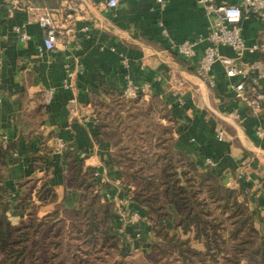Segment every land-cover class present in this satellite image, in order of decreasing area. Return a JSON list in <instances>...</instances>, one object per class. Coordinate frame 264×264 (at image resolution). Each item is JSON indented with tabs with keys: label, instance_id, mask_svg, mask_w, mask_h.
Returning a JSON list of instances; mask_svg holds the SVG:
<instances>
[{
	"label": "crops",
	"instance_id": "obj_1",
	"mask_svg": "<svg viewBox=\"0 0 264 264\" xmlns=\"http://www.w3.org/2000/svg\"><path fill=\"white\" fill-rule=\"evenodd\" d=\"M68 4L77 10L68 9ZM44 6L57 11L64 8L65 15L77 11L78 15L74 25L69 21L63 25L57 49L40 53L44 28L35 8ZM215 19L197 0H166L164 4L126 0L115 8H107L101 0H0V139L13 153L7 156L1 183L6 188L3 197L10 201L9 219L17 224L27 217L30 204L16 207L19 196L31 194L39 203L35 191L43 182L53 189L56 201L39 204V216L57 204L77 206L83 189L69 186L67 180L71 162L81 161L84 170L93 169L91 181L101 201L112 203L117 232L133 245L143 240L144 248L152 246L156 225L149 208L133 199L134 187L118 163L114 137L127 124L118 125L116 119L108 124L113 119L108 108L130 79L138 88L146 85L143 93L150 98L151 110L144 113L145 119L164 138L152 151H166L170 136L173 149L199 172H212L223 185L239 191V201L245 203L255 227L264 235V133L258 134L264 132V109L254 111L235 98L221 63L213 68L214 86L198 75ZM17 24H26L29 41L17 38ZM242 25L247 43L261 45L256 53H247L245 61L264 58V20L251 14ZM164 29L177 41L205 40L194 57L185 58L171 50ZM219 51L234 56L228 47ZM70 71L75 72L72 79ZM49 88H55V93L46 103L44 92ZM72 96L78 102L75 113L68 105ZM221 131L223 140L218 138ZM111 132L116 133L110 136ZM57 138L65 141L63 153L56 152ZM207 158L217 166L209 167ZM178 171L183 179L182 169ZM227 172L231 173L228 184L222 178ZM135 214L137 219H133ZM172 214L161 226L181 232L174 226L176 212ZM214 215L223 221L222 251L216 257L220 259L231 254L232 224L219 209Z\"/></svg>",
	"mask_w": 264,
	"mask_h": 264
},
{
	"label": "trees",
	"instance_id": "obj_2",
	"mask_svg": "<svg viewBox=\"0 0 264 264\" xmlns=\"http://www.w3.org/2000/svg\"><path fill=\"white\" fill-rule=\"evenodd\" d=\"M149 102L145 93L127 99L120 92L108 108L113 118L108 124L111 126L115 119L118 125L129 124L128 129L124 126L114 137L118 163L124 166V176L134 187L133 199L149 208L158 237L155 245H171L179 248L183 255L190 251L192 255L203 257L202 251L186 246L187 241L159 228L164 219L173 216V210L176 212L175 228L200 243L215 258L222 250L223 240V221L214 215V210L219 209L231 221L230 238L235 251L234 255L225 257L224 264H264V235L255 227L253 215L245 203L239 201V191L223 185L212 172H199L193 162L173 149L170 136L166 151H152L164 138L160 139L154 133L155 124L145 119L144 113L151 110ZM142 141L149 146L145 147ZM9 154H13L10 145L0 139V264H55L60 251L48 257L46 249L50 247L79 250L82 263H88L82 256L89 254V248L117 247L118 237L111 224L113 205L101 201L91 181L94 171L84 170L81 161L71 162L67 180L69 186L83 189L77 206L65 208L57 204L50 213L39 216V204L56 201L53 189L43 182L35 191L39 203L33 201L31 194L19 196L15 206L25 208L28 203L31 209L24 220L13 223L7 215L10 201L4 199L6 188L1 184ZM179 168L183 179L179 177ZM68 256L63 263L68 264ZM244 258L246 263L242 262Z\"/></svg>",
	"mask_w": 264,
	"mask_h": 264
},
{
	"label": "built area",
	"instance_id": "obj_3",
	"mask_svg": "<svg viewBox=\"0 0 264 264\" xmlns=\"http://www.w3.org/2000/svg\"><path fill=\"white\" fill-rule=\"evenodd\" d=\"M124 1L126 0H101L102 4L107 8H115ZM155 1L164 4L166 0ZM197 1L208 16L216 18L209 35L206 37L208 44L198 64L199 77L214 86L216 78L213 68L215 63L219 62L224 66L226 76L231 80L230 89L234 93L235 98L254 111L264 109V58L260 57L253 61H245V55L247 53H256L261 49V45L258 43H247L242 25L243 20L249 18L251 14L256 15L260 20H264V0H238L234 3H217L214 0ZM16 6L21 8L22 5L17 1ZM67 8L77 10L73 4H68ZM35 9L39 11L36 14V18L44 28L43 44L39 47V51L40 53L54 51L57 49L63 34V25L66 21L74 25L78 13L76 11L65 15L64 8L57 11V9H50L45 6L36 7ZM14 31L17 38L21 41L26 42L31 39L26 24L15 25ZM163 35L168 41L171 50L185 58L194 57L197 53V46L205 40L202 38H187L177 41L166 29L163 30ZM220 47L232 49L234 56L221 54L219 51ZM68 75L72 79L75 72L70 71ZM68 85L66 84V86ZM145 87L146 85L138 88L129 79L127 87L123 90V95L127 99L136 97L138 93H143ZM54 93L55 88H49L44 92L46 103L51 102ZM77 103L75 96L69 98L68 105L71 107L72 113L76 112ZM2 130H5V128H2ZM263 133L262 130L258 131L259 135H263ZM218 138L219 140L224 139L223 131L219 133ZM65 148V141L62 138H57L56 152L63 153ZM82 156L85 155L83 154ZM206 164L211 168L217 166V162L212 158H207ZM239 174H243V171H240ZM134 218L137 219L138 215L135 214Z\"/></svg>",
	"mask_w": 264,
	"mask_h": 264
},
{
	"label": "rangeland",
	"instance_id": "obj_4",
	"mask_svg": "<svg viewBox=\"0 0 264 264\" xmlns=\"http://www.w3.org/2000/svg\"><path fill=\"white\" fill-rule=\"evenodd\" d=\"M112 209V213H113ZM215 212V210H214ZM16 224V223H15ZM111 224L115 229L117 235V247H105L101 249L95 250V248H89V254L84 255L82 257H86L83 259H88V263H82V259H80L79 250L74 251V248H56L50 247L46 249V256H50L54 251H60L59 257L55 261V264H65L63 263L65 259H67V255L69 258L68 264H224L225 257L220 259L212 258V256L207 253L202 245L198 242H194L191 240L189 235H185L181 232H173L168 231L170 236H174L179 240L187 241L188 247L193 250L202 251L203 259L201 257L192 255L190 251H187L186 255L181 254L179 248L171 245L166 246H157L155 242L157 241V231H156V239L150 247H143L145 241L139 240V244L133 245L130 241H126V238L123 235H120V232H117L114 224H113V215L111 218ZM159 228L165 229V226L159 225ZM162 241V239H160ZM233 240L231 239V254L226 256L229 257L234 255L235 251L233 249ZM222 251V250H221ZM227 253V252H226ZM84 254V253H83ZM243 263H246V259L244 258Z\"/></svg>",
	"mask_w": 264,
	"mask_h": 264
},
{
	"label": "water",
	"instance_id": "obj_5",
	"mask_svg": "<svg viewBox=\"0 0 264 264\" xmlns=\"http://www.w3.org/2000/svg\"><path fill=\"white\" fill-rule=\"evenodd\" d=\"M231 177V173L230 172H227L226 174H225V176H223L222 178H223V181H224V183H229V178Z\"/></svg>",
	"mask_w": 264,
	"mask_h": 264
}]
</instances>
